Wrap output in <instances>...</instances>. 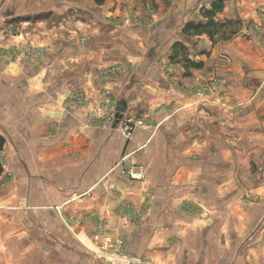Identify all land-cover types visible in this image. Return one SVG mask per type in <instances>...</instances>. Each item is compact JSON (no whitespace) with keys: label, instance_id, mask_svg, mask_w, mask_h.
<instances>
[{"label":"crops","instance_id":"crops-1","mask_svg":"<svg viewBox=\"0 0 264 264\" xmlns=\"http://www.w3.org/2000/svg\"><path fill=\"white\" fill-rule=\"evenodd\" d=\"M157 2L148 25L107 21L58 93L36 59H0V264H110L97 252L120 237L155 264H264V198L242 205L233 164L264 157V0ZM110 97L147 126L123 135Z\"/></svg>","mask_w":264,"mask_h":264},{"label":"rangeland","instance_id":"rangeland-1","mask_svg":"<svg viewBox=\"0 0 264 264\" xmlns=\"http://www.w3.org/2000/svg\"><path fill=\"white\" fill-rule=\"evenodd\" d=\"M39 1L24 0L21 4L18 1V4H12L7 10L10 13L14 12V9L19 12L20 15L14 16L17 17L16 19H8L11 16L1 17L0 23L3 27L2 35L4 37L0 43V59L9 62V64L5 63L8 71L17 66L24 69L28 66L24 60L36 59L37 64L42 65L43 69H47L46 77L49 86L54 88L57 93L69 81L76 85L85 78L82 72L87 68L85 62L88 58H83L80 53L91 50L98 45H106V36L111 32L107 28V21L114 26L116 36L124 25L125 28L134 24L148 25V23L155 21L159 14L157 0H44L42 5L35 4ZM213 7L214 10L206 12L207 15L213 12L214 15L219 13L216 5ZM4 10L6 12V9H3L2 12ZM112 26L109 25V27ZM13 36L17 38L12 39ZM116 43L119 42L116 41ZM67 52L68 54H66ZM19 60L21 63L18 62ZM89 62H91L90 59H88V65ZM116 66L118 67L115 68L117 73L120 70V65ZM66 67L73 74L72 72L65 74L66 72L63 70ZM97 71L100 76H104L108 72L114 75L113 69L101 67ZM208 90L209 87L205 85L195 88L200 96L206 94ZM79 92H74L72 98L76 97L75 95ZM113 100V104H115V99L113 98ZM241 138L242 136L239 138L237 136L236 139L241 140ZM253 146L258 147L257 144L250 145L251 152L245 160H241L237 156L233 163L241 172L236 179H238L239 200L244 203H242L244 207L248 203H257L264 198V191L260 190L261 184H264V179H262L264 178L263 150L253 149ZM235 148L236 152L241 153L249 150L248 146L245 145L244 147L242 144L239 146L236 144ZM225 167L227 170V164ZM246 170L251 171V174L246 175L244 173ZM259 190L261 192H257ZM194 206L196 205H190V208L197 210V206ZM201 215L206 216L205 211L201 212ZM120 239L123 244H120V249H116ZM234 245L235 242L231 241L230 246L234 248ZM125 246V240L120 237L109 244L108 250L98 251L97 254L108 259L106 261L110 264H155L153 260L145 256L140 258L127 252ZM116 250L122 251L130 259L125 262L115 259L113 256Z\"/></svg>","mask_w":264,"mask_h":264},{"label":"built area","instance_id":"built-area-1","mask_svg":"<svg viewBox=\"0 0 264 264\" xmlns=\"http://www.w3.org/2000/svg\"><path fill=\"white\" fill-rule=\"evenodd\" d=\"M81 93H77V95H75L76 97H80ZM113 98L110 97L107 100V104L110 103V106H112L111 110L108 113L107 116V121H111L116 119V108L113 104ZM89 107H92L91 105L88 104ZM119 122V129L121 131V133L127 137H132V134L134 132V129L136 128H140V127H146L147 123L144 119H136L133 116L130 115H126L125 113L122 115V117L118 120ZM120 244H123V241L120 239L118 241L117 246L115 247L116 249H120ZM115 259L120 260L122 262L128 261L130 258H128L122 251L116 250L115 251V255L113 256ZM138 262H140L139 260H137Z\"/></svg>","mask_w":264,"mask_h":264},{"label":"water","instance_id":"water-1","mask_svg":"<svg viewBox=\"0 0 264 264\" xmlns=\"http://www.w3.org/2000/svg\"><path fill=\"white\" fill-rule=\"evenodd\" d=\"M117 107H116V119L119 120L122 115L127 112L128 110V105H127V102L125 101V99H121L117 102Z\"/></svg>","mask_w":264,"mask_h":264},{"label":"trees","instance_id":"trees-1","mask_svg":"<svg viewBox=\"0 0 264 264\" xmlns=\"http://www.w3.org/2000/svg\"><path fill=\"white\" fill-rule=\"evenodd\" d=\"M5 142H6L5 138L2 135H0V151H1V149H3ZM2 169H3L2 163L0 161V174L2 173Z\"/></svg>","mask_w":264,"mask_h":264}]
</instances>
